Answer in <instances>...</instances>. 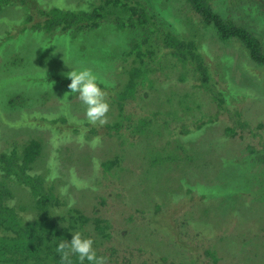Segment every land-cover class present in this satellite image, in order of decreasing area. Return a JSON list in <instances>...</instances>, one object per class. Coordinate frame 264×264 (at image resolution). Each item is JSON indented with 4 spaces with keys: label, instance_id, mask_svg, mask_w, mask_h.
Instances as JSON below:
<instances>
[{
    "label": "rangeland",
    "instance_id": "obj_1",
    "mask_svg": "<svg viewBox=\"0 0 264 264\" xmlns=\"http://www.w3.org/2000/svg\"><path fill=\"white\" fill-rule=\"evenodd\" d=\"M27 1V5H22L23 7H8L0 12V47L3 46L0 48V116L3 114L6 118L0 117L1 146L11 145L14 140H17L21 146L33 137L36 139L42 138V141L46 143L51 137L48 133L50 129L38 120L39 115L62 116V112L65 113L68 108L72 107L75 117L77 115L86 116V105L79 99L77 93H64V99L67 102V104H64L60 101L62 94L58 93V87L44 82L49 71H77V68H87L99 76L105 75L112 79L117 76V79L121 80L118 65L125 58L124 53L129 50L128 47L125 48V43L122 42L123 32H118L109 22H105L101 28L89 33L68 38L67 41L60 38L61 43L55 42L51 48L45 47L49 42L45 33L36 35L32 30H29L25 33V37L18 38L21 33H19L20 25L25 22L29 15L37 19V8L46 6V3L51 0ZM64 1L67 4L77 2L81 7H87L91 4L88 0ZM140 1L145 3L149 9L164 12L175 17L176 20L181 17V23L187 25V35L193 41H199L202 44L207 40L210 43H217L214 34L198 25L194 15L191 18L190 12H187L188 16L182 13L186 0ZM221 2H224L222 3L224 11L232 7L233 13L238 16L241 15L235 11H243L250 18H256L259 21L260 25L256 24L254 26L260 30L264 29V13L257 6V0H221ZM261 4L264 5V2ZM262 9L264 10L263 7ZM5 18H8L9 21ZM31 22L33 21L31 20ZM251 22H255V20H251ZM253 24L255 23H251V25ZM4 39L8 41L2 43ZM220 45L219 51L224 52L223 57L232 55L239 64L237 75L240 79V87L247 90L245 94L252 93L250 95H240L238 102L234 103L235 107L251 114L254 113L256 119L261 115L263 120L257 119L256 123L252 125L255 134H253V141L250 144L255 146L256 149L250 154L247 152V157L235 153L237 163L231 168L224 167L222 159L227 152H232L240 146L230 144L224 149L218 142L216 144L218 149H216L211 145L216 156H218L216 158L215 174L211 175L213 179H209L208 175H205L201 165H203L205 158L203 152L206 150V139H215L217 132L213 127L209 128L208 125L204 130H198V127L203 125V122L206 124L210 120H216L217 123L226 122V120L223 121L225 118L219 112L213 111L212 108L210 110L208 105H204L207 99L204 96L200 98V95L198 97L196 88L192 85V78L191 80L186 77L182 79L185 70L178 68L175 63L171 62V57H167L168 61L165 60L163 56L166 51L160 49L158 50V56L159 53L164 54L161 56V65L155 64L157 67L154 65L156 71L160 70L155 76V83L149 86L145 81L146 83L141 89L143 94H150L152 102L147 103L141 100L134 102L133 100L131 113L141 118H151L154 120L153 127H155V124L163 126L165 120L171 126L174 122L172 118L177 120L178 116L172 117L168 114L175 110L177 113H183L184 111V115L179 116L182 120L176 121L177 124H182V127L176 126V123L173 124V127L178 129L179 126V132L185 130L195 135L194 140L198 146L187 147L189 151L192 149L196 151L194 158L187 161L186 155H183V159L186 160H183V163L181 162V169L184 166L188 168L194 166V172L191 174L185 172L181 175L180 168L176 167L178 161L175 163L173 161L171 162L173 168L170 170L169 175H165L164 172V175L160 174L156 179L151 178V166L148 160L143 157L146 153L144 151L152 144L150 140L146 143V140H148L146 136H151L147 132L135 133L131 132L132 129L119 133L106 132L103 138L99 137V143L95 147L92 144L98 136L92 133H89L88 137L70 136L65 140H57L53 136V141L49 143L44 160L47 159L46 161H49V163L53 161V164L58 161V164H61L58 189L69 183L73 184L77 187L74 193L78 208L89 215L101 216L104 220H108V218L112 220V222H109L111 225L109 233L113 235V239L101 248L102 251L107 252V255L109 254L108 250L114 248L118 252L117 256L130 258L131 264H254L249 258H253L255 261L258 259V256L255 255H260L259 257L264 260V184H261V175L259 182L254 185L256 189L259 186V189L255 191L252 188L249 176V172L253 168H257V170L264 169L262 158L264 155V69L257 66H250L249 68V66L244 65V53L242 47L238 44L239 48L236 47L235 43H221ZM110 53L119 56L110 58L108 57ZM126 58L130 61L136 57ZM16 59H18L17 64L14 62ZM230 60L228 59V62L222 60L215 71H212L213 81L217 85L226 81L224 76L225 71L228 70L227 64ZM242 63L244 66L240 67ZM160 66L163 68L158 69ZM116 71L118 72L117 75ZM19 74L30 76L28 79L30 83L20 81L21 79L17 78ZM173 87L179 90L180 95L184 97L183 105H179V101L162 105V102L167 99L166 97L175 94L173 93L175 91ZM19 92L25 93L28 97L26 105L22 108L17 107L10 110L9 99ZM243 93L244 91L241 94ZM47 94L50 96L49 99L44 98V95ZM154 100H157L156 105L152 104ZM231 102L233 103L232 100ZM108 103L112 105L109 100ZM140 103L145 104V107L142 108ZM152 107H154V110L158 109L159 111L149 113ZM188 107L191 109H188ZM110 113L111 109L107 114V118L111 116ZM13 124L18 126L12 127ZM259 125H263V128H260ZM67 126L71 127V125ZM60 127L58 130L62 134L59 137L65 138L67 134L64 132L68 128L63 129ZM73 127L77 128V125ZM90 127L97 130L98 126L90 123ZM161 132L165 134L164 130ZM171 132L172 138L166 135L157 137L158 145L161 147L167 145L169 150H173L174 144H176L174 143L176 132L173 130ZM236 132L238 131L234 128V136L230 135V137H238ZM152 137L156 138V134H153ZM56 147H60V159L53 160L58 149ZM115 156L121 157L122 160L112 169L107 170V167L101 163L113 159ZM102 174L103 176H101ZM94 175L101 179V183L104 184L98 192H92ZM231 175H233L232 179L229 178ZM181 177H185L186 185L189 184L194 188H197L198 184H219L221 188L226 190V193H214L213 197L208 199L209 202H205L203 199L201 200L195 189L187 190L188 187L180 183ZM105 184H109V186L106 187ZM234 187L249 191L246 194V200L250 201L248 208L245 202L244 205H239V202L242 201L239 197L243 196V193L237 195L230 193L229 189ZM180 190L184 194H174L173 199L172 195L167 194ZM121 191H125L126 194L124 195ZM116 192L121 193V198H115L116 204H112L114 199L110 196ZM121 200L124 202L123 204L130 202L138 205L133 211L125 212V216L121 213L129 209L130 205L122 208L123 204L118 205ZM235 205H237L238 210H235V212L239 213V216L234 215V211L231 210ZM158 206L161 209L167 208L168 213L163 216L166 211L163 212L160 209L159 213L154 214ZM231 211L233 212L231 213ZM174 213L178 215L175 217L177 220H180L179 215H185L186 213L188 217L194 218L195 221L191 223L190 227L189 239L186 240L183 233L178 231V225L173 227V224H171L174 219L172 214ZM132 220L134 221L130 223ZM142 220L144 221L143 225ZM141 225L143 230L141 232L144 236L143 246L141 248L137 245L133 247L129 243H136V236H131L128 243L123 235H126L131 228ZM171 227L174 230L169 233ZM219 228H221V231H219ZM192 229L197 232L196 236ZM214 231L215 234L219 231L217 237H214ZM118 234H120V238ZM205 235H207V238L210 235L209 241L204 237ZM197 238L201 239V242ZM261 264H264V262Z\"/></svg>",
    "mask_w": 264,
    "mask_h": 264
},
{
    "label": "trees",
    "instance_id": "obj_2",
    "mask_svg": "<svg viewBox=\"0 0 264 264\" xmlns=\"http://www.w3.org/2000/svg\"><path fill=\"white\" fill-rule=\"evenodd\" d=\"M88 1L92 5L90 4L87 7H81L77 2L67 4L64 0H51L49 3H46V6L36 7L37 19L29 15L25 22L20 25L19 33H21L18 38L25 37V33L29 30H32L36 35L45 33L47 41L49 40L45 47L51 48L55 42L61 43L60 38H64L67 41L69 40L68 38L78 37L79 35L99 29L105 22L111 23L118 32H123L122 42L125 43V48L128 47L129 50L124 53L125 58L118 65L120 72L117 71L119 72V76L122 77L121 80L117 79V76H115V79H112L105 75L99 76L87 68H77V71L90 70L97 77L98 83L107 93V100L111 101V116L107 118L108 122L105 125L100 126L97 124L96 126L98 127L95 130L94 127H90L86 116L77 115L75 117L72 107L68 108L67 112H62V116L51 114H47V116L39 115L38 120L44 123L46 128L50 129L48 133L52 139L50 137L45 143L42 141V138L36 139L33 137L25 141L21 146L17 140L12 141L11 145H0V264H68V262L61 260V253L57 251V247L61 240L70 241L71 236L76 232H80L83 236L94 240L93 247L97 256L106 257L107 264L132 263L128 257L117 256L118 252L114 248L108 250V255L106 254L107 252L101 250L102 247L106 246L113 239V235L109 233L111 230L109 222H112V220L110 218L104 220L101 216L89 215L78 208L74 193L77 187L69 183L65 187L63 186V188L58 189L61 164H58V161L54 164L53 161L49 163V161H46L47 159L44 160V157L49 143L53 141V136L57 140H65L70 136L88 137L87 135L92 133L96 134L95 136H98V138L100 136L103 138L106 132L119 133L132 129L131 132H147L151 135L146 136L148 139L146 143L150 140L152 144L144 151L146 153L143 156L151 166V178L156 179L160 174L164 175V172L165 175H169L170 170L173 168L171 163L173 161L174 163L178 161L176 167L180 168L181 175L185 172L188 174L194 172V166L192 168L184 166L181 169V162L183 163V160L186 159L187 161L193 159L196 153L193 149L189 151L187 147L191 146L192 148V146L197 145L194 140V133L191 134L185 130L179 132V126L182 127V124H177L176 121L182 120L179 116L182 117L183 110H181L183 113L179 112L180 114L176 110L168 114L172 117L178 116V119L172 118L174 122L171 126L164 119L163 126L165 128L161 124H155L156 126L153 127L154 120L151 118H141L131 113L133 109L131 103L133 100L134 102L138 100L147 103L152 102L150 94H143L141 89H143L145 81H147L149 86L154 84L155 76L160 72V70L156 71L154 67L155 64L161 65V56L164 53H159L158 56L159 49L166 51L163 56L165 60L168 61V58L171 57V62L175 63L178 68L185 70L184 75L181 77L182 79L186 77L191 80L192 78V85L195 86L198 97L200 95V98L204 96L207 99L204 105H208L210 110L212 108L213 111L219 112L225 118L223 121L226 120V122L221 121L220 123H217L216 120H210L206 124L203 122L205 125H199L198 127V130H204L208 125L209 128L213 127L217 132L216 140L211 138L206 139V150L203 152L205 158L203 165H201L205 175H208L209 179H213L211 175L215 174L216 158L218 156H216L211 145L216 149H218L216 147L218 142L224 149H226V146H230V144H236L237 147L238 145L240 146V148H236L232 152L229 151L225 154L226 156H224L222 161L223 166L226 168H231L237 163L235 153L247 157L248 154L254 152L256 149L255 146L250 144L253 141V134H255L252 130V125L256 123L257 119L263 120V116L260 115L256 119L254 113L251 114L239 107H235L234 103L238 102L240 95H250L252 93L245 94L247 90L239 85L240 79L237 75L239 64L236 58L232 57V55L225 56V58L223 57L224 52L219 51L221 43H235L236 47H238V44L242 47L244 53V65L249 66V68L250 66H257L264 69V29L260 30L254 26L259 24L256 18H250L243 11H235L241 16L235 15L232 11L233 9H231L232 7L224 11L222 5L224 2H221V0H186L182 13L187 15V12H190L191 18L194 15L198 25L203 26L205 30L211 31L214 34L215 40H217V43H210L207 40L202 44L199 41H193L187 35V25L181 23V17L176 20L175 17L169 16L164 12L151 10L140 0ZM257 1V6L264 13L262 9L264 5L261 4L264 0ZM27 2V0H0V12L8 7H23L22 5H27ZM37 2L40 1L38 0ZM246 9L248 8L246 7ZM246 9L244 8V10ZM5 19L9 21L8 18ZM251 20H255V22H251ZM251 23L255 24L251 25ZM7 39H4L2 43H6ZM131 55L136 58H132L130 61L127 60L126 57H132ZM117 56L119 55L115 53L108 54L110 58ZM228 59L231 60L227 64L228 70L225 71L224 79L226 81L217 85L213 81L212 71H215L222 60L227 61ZM14 62L17 64L18 59L14 60ZM244 65L242 63L240 67ZM162 68L161 66L158 67V69ZM117 71L115 72L116 75ZM70 72L71 70L61 72L49 71L44 79V82L48 85L58 87V93L62 94L63 99L60 101L64 102V104H67L64 99V93L71 92L68 87L71 83V80L68 78ZM17 78L21 79L20 81L22 82L30 83V80H28L30 76L19 74ZM173 88L175 90L173 93L175 94L171 97H166L167 99L162 102V105L177 103L178 101L179 105H183L184 97L180 95L181 92L179 90H176L175 87ZM243 91L244 93L241 94ZM44 98L49 99V94L44 95ZM27 99L28 97L23 92L12 95L8 102L10 110H14L17 107H25ZM156 103L157 100H154L152 104L156 105ZM140 105L142 108L145 107V104L140 103ZM204 105L203 107H205ZM188 109L191 108L188 107ZM157 111L159 110H154V107H152L149 113H157ZM194 113L195 111L192 114L194 115ZM0 117L6 119L3 114ZM174 123H176V126L179 125L178 129L173 127ZM67 125H71V127ZM74 125H77V128H74ZM16 126L18 125H12V127ZM59 126L63 129L65 127L68 128L64 132L67 134L65 138L59 137L62 134L58 130ZM259 126L263 128V125ZM234 128L238 131L236 132L238 137L232 138L230 135L234 136ZM163 130L165 134L161 132ZM172 130L176 132L174 137V143L176 144H174L173 150H169V146L167 145L165 147L158 145L159 141L157 137L166 135L172 138ZM241 132L243 133L241 134ZM246 132H248L247 135ZM153 134H156V138L152 137ZM56 148L58 149L53 160L60 159V147ZM183 155H186V159H183ZM262 158L264 160V155ZM120 160H122L121 157L115 156L113 159H109L101 164L107 167L108 170L109 168L112 169ZM166 164L168 165L165 166ZM261 175V184H264V169L257 170V168H253L249 172L250 183L255 191L259 189V186L256 189L254 185L259 182ZM229 178L232 179L233 175L229 176ZM179 181L183 185L186 183L185 177H181ZM92 183V192H98L99 188H103L104 186L101 183V179H98L96 175H94ZM105 186L107 187L109 184H105ZM184 186L188 187L186 188L187 190L195 189L200 195L201 200L203 199L205 202H209L208 199L212 198L214 193H226V190L221 188L219 184H198L197 188L189 184H185ZM229 191L231 194L236 195L243 193L245 196L241 195L239 197L242 200L239 202V205H244L245 202L248 208L250 205V201L246 200L248 190L234 187L233 189L230 188ZM121 192L124 195L126 194L125 191ZM167 194L172 195L173 199L174 194L179 195L184 193H181L180 190ZM110 197L114 199L112 204H116L115 198H121V193L116 192ZM123 203L121 200L118 205L120 206ZM126 205H130V208L124 210L121 213L122 215H125V212L129 213L133 211L138 204L128 202V204H123L122 208L128 207ZM236 206L231 210L234 211V215L239 216V213L235 212V210L238 211ZM160 209L161 207L158 206L157 211L154 210V214L159 213L161 210L163 212L166 211L163 216L168 213L167 208ZM174 214H172L174 219L171 224H173V227L178 225V231L183 233L186 240L189 239L190 227L191 223L195 221L193 220L194 218L188 217L186 213L185 215H179L180 220H177L175 217L178 215L177 213ZM141 222L143 225L144 221L142 220ZM142 225L131 228L126 235H123L126 242H128L131 236H136V243L128 242L133 247L137 245L141 248L143 246ZM172 230L174 228L171 227V230L168 232L170 233ZM219 231H221V228H219ZM192 232H195L196 236L197 232L193 229ZM218 232L215 234L214 231V237H217ZM206 236L204 237L209 241L210 235L209 238ZM118 237L120 238V234H118ZM198 241L201 242V239H198ZM255 256H258V259L255 261L253 258H249L252 263L261 264L264 262L259 257L260 255ZM69 259L71 264H80L78 256L74 254H70ZM84 264H90V262L85 260Z\"/></svg>",
    "mask_w": 264,
    "mask_h": 264
},
{
    "label": "clouds",
    "instance_id": "obj_3",
    "mask_svg": "<svg viewBox=\"0 0 264 264\" xmlns=\"http://www.w3.org/2000/svg\"><path fill=\"white\" fill-rule=\"evenodd\" d=\"M71 80L69 89L71 93H79V99L86 105V118L92 125H105L108 122L107 114L110 111V104L107 100V93L98 83L97 77L90 70H73L68 74ZM99 138L93 141L95 147ZM32 220V219H31ZM94 240L85 237L80 232L71 236V240H61L57 251L61 253V260L71 264L70 254L78 256L80 264L87 260L90 264H107V258L97 256L93 247Z\"/></svg>",
    "mask_w": 264,
    "mask_h": 264
}]
</instances>
